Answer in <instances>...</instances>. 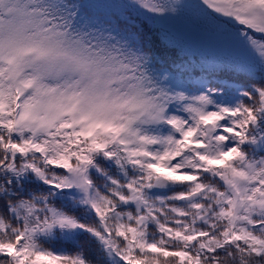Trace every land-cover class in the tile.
<instances>
[{
    "label": "snow or ice",
    "instance_id": "obj_1",
    "mask_svg": "<svg viewBox=\"0 0 264 264\" xmlns=\"http://www.w3.org/2000/svg\"><path fill=\"white\" fill-rule=\"evenodd\" d=\"M0 264H264V0H0Z\"/></svg>",
    "mask_w": 264,
    "mask_h": 264
}]
</instances>
